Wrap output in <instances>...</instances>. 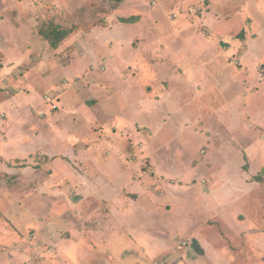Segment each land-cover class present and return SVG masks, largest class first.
I'll return each mask as SVG.
<instances>
[{
	"label": "rangeland",
	"instance_id": "obj_1",
	"mask_svg": "<svg viewBox=\"0 0 264 264\" xmlns=\"http://www.w3.org/2000/svg\"><path fill=\"white\" fill-rule=\"evenodd\" d=\"M239 8L242 0H0V264H59L57 254L83 238L96 264H185L191 252L194 264H209L221 249L233 264H264V44ZM257 19L264 25V9ZM52 25L70 31L57 47ZM145 100L156 113L147 122L172 111L168 126H125L123 115L134 123ZM94 151L104 159L120 152L155 189L158 160L190 178L170 181L187 189L177 209L159 182L160 239L146 238L162 246L157 256L131 243L134 232L126 241L110 227L107 200L79 195ZM210 185L213 196L194 206ZM222 197L226 210L217 211ZM198 227L210 240L190 236Z\"/></svg>",
	"mask_w": 264,
	"mask_h": 264
},
{
	"label": "crops",
	"instance_id": "obj_2",
	"mask_svg": "<svg viewBox=\"0 0 264 264\" xmlns=\"http://www.w3.org/2000/svg\"><path fill=\"white\" fill-rule=\"evenodd\" d=\"M242 4L244 5L243 9L239 8V10H234V11L239 12L238 17L242 16V20H244L247 24V30H248L249 21L253 20L254 25L252 24V26L251 25L249 26V28L251 29L250 33L254 34V35H258L259 33H261L259 36L260 41L258 40V43L261 42L262 44H264V40L262 39V36H264L263 35L264 25L257 24V22H256V21H258V19H257L258 12H261V10L264 9V0H258V3H257V0H254V2H252V0H242ZM254 6L257 10L256 15H255L254 10H253ZM126 23H129V22H126ZM250 23H252V22H250ZM27 25H29V23H27ZM27 30L30 32L29 29H27ZM36 38L37 37H35V39ZM36 40H38V38ZM35 43H36V41H35ZM243 88H244V85H243ZM246 88H249V86H247ZM243 91H244V89H243ZM166 93H168V91H165V94ZM165 94L162 97L163 99L166 96ZM49 99H47V100H49ZM145 102H144V104L142 103L143 105L140 104L141 105V111H134V115L131 116L132 118L135 119V120H133L134 123L132 122V124H131V121L127 120L126 117L123 115L122 120L125 123V126H127L128 128H131L132 125L133 126L135 125V123H139V124H141L142 127H147L148 129H151L152 131H154L157 128L163 129L164 126H168L170 124L169 123L170 122L169 121L170 120L169 115L172 114V111H166L169 113L168 115L164 114L165 111H160V112H163L162 113L163 115H161L158 122H156V126L152 125L150 122H147L148 119H153L154 111H150L151 108H150L149 102L147 103L146 100H145ZM153 104H156L158 107L161 105V103L159 101L155 102ZM131 112H133V111H131ZM155 112H157V111H155ZM145 113H146V119L147 120L146 119L141 120L139 118L140 115L145 114ZM212 113H214V112L212 111L211 114ZM215 113H216V111H215ZM219 113L220 114L218 116H216V119L220 116L221 119L223 120V118H225L226 115L223 113V111L219 112ZM155 114L156 113H154V115ZM206 128L210 129L209 127H206ZM210 138H212V137H210ZM221 147L224 148L223 146H221ZM249 148L250 147L248 144H244V146H242L243 156H242L241 161H243L245 159V157L247 158L248 155H246L245 152L247 150H249ZM208 153H209V151L207 152L206 155H208ZM206 155L204 156V158L206 157ZM202 158H203V156H202ZM101 159L103 161H101ZM158 162H161V161L158 160L156 163L157 167H156V173H155L156 176L155 177L158 178V183H156L157 189H155L153 185L152 186L149 185L148 178H146V179L143 178L144 182H146V183L142 182V176L145 175L144 173H140L139 176H137L136 174H133L134 171L132 170L131 166L128 165L127 162H125L122 159L120 152H117V154L114 155L113 157H110L108 159L107 158L104 159L103 156L95 155V151H94L92 161L89 162L91 164V168L90 169L86 168L87 170L83 169V172L82 173L80 172V174H79L80 183L78 184L79 187L77 189L79 192V195L84 197L83 200H86L85 197L87 195H89V196L91 195V197H92L91 199H94L95 202H97V199H100V200H98L99 202L103 201V199L107 200L108 204L111 206L110 207L111 213L114 212V214H116V219L115 218L110 219V221H111L109 223L110 227H114L115 229L117 227L122 228L125 234H126V232H127V234H129V233L131 234L134 232V239L132 240L131 243H135L136 245H140L141 246L140 249L144 253L151 251L153 254V257L160 254L161 251L163 250L162 246L159 249L153 250L155 245H157V243L155 242L156 244L154 243L155 244L154 245L151 242H147V240H146V238H148L149 235L155 236V238H157L159 235L155 234V232H158L160 230V227H161L160 224H162V222H161L162 217H161V214L159 212L161 209H165V208L162 207L160 201H161V196L163 194L166 195V192H164V191H162L163 193L161 192L162 185L159 182H161L163 185L167 186L170 184V181L175 182V179H173V178H181L182 180L190 179L188 177H183L182 174H180L179 176L168 174L165 171L164 166H161V168H159ZM223 162H224V164H225V162L228 163L225 160H223L222 163ZM161 163H163V162H161ZM205 164L208 168L213 169V171H214L212 180L213 179L218 180V175H216L218 172V169H216V167H214L216 164L211 163V161H209V160H206ZM172 165L166 164V166L168 168H170ZM209 165H210V167H209ZM212 165H213V167H212ZM172 168H174V167H172ZM222 170H225V169H222ZM222 174H224L223 171H222ZM223 177H224V175H223ZM81 181L84 184H82ZM181 185H183V183ZM181 185H176V184L171 185V186L169 185L170 187L168 189H170L171 191L168 190L167 195H172L171 197H173V199L171 201L176 200L177 194L182 193V192H184V193L187 192V189H185ZM178 186H180V187H178ZM176 188H179L180 191H177ZM207 188H208L207 190L204 189L200 193H196V196H197V194H199V196H197L198 200H197V198H194V200H195L194 206H196L195 204L198 203L197 201H200L199 199H201L202 195H204L206 193H210V195L213 196L211 193V191L214 189L213 185H210ZM232 192H236V191H232ZM232 192L230 194H227L228 198H226V202L232 201L234 199ZM220 200L221 201H217V203H216L218 206L216 208L217 211L218 210L219 211L226 210V209H222L223 205L220 206V204H223L224 198L222 197ZM211 205H212L211 203L209 204V202H205L204 207L207 209V211L208 210L212 211V209L210 208ZM244 205H245V203H244ZM132 206H134V207H132ZM197 206H198V204H197ZM259 206H256V207H259ZM174 208L175 209L178 208V205L176 204L175 201H174V205H173V209ZM171 209H172V207H171ZM198 209H199L198 213L200 214L202 207H200V208L198 207ZM168 211H170V210L168 209ZM174 211L175 210H173V212ZM177 212L180 213L181 210H178ZM85 213H87V212H85ZM142 222H144V225L140 224ZM148 225H150V227H152V232L151 231L149 232V230H146ZM234 225H235V223H234ZM136 228H139V229L144 228V230L143 231L142 230L137 231ZM201 228H204V227H200V228L198 227L196 231H194V232L192 231V233L190 232V236H193L192 234L197 233V238H199V236L202 235L207 240H210L207 237H205V234H204V232H206L207 230H204V229L200 230ZM202 231H204V232H202ZM230 231H231V229H230ZM116 232H117L116 235H120L122 233L121 230L116 231ZM127 234H126V241L129 240V238L127 237ZM139 235H141L143 238L139 239L137 237ZM120 238H123V240H124V237L121 236ZM120 238H119V241H120ZM158 238L160 239V237H158ZM161 240H163V239H161ZM199 240L200 239H198V241ZM201 240H200V242H201ZM93 241H95V240H93ZM184 242H185L184 246L187 245V241H185V240L180 241L179 244L183 245ZM73 243L74 244L71 247H68L65 249H62L61 243H56L57 250L62 249L63 251L60 252L59 254H57V257L54 259V261L59 262V264H96L95 261H97L96 259L98 257L97 256V249L92 248V252H88V249H89L88 246L91 245V242H88L89 245H87V242L83 238L82 241H80V242L73 241ZM96 244H97V242H96ZM214 245H216V244H214ZM215 249H216V247H215ZM217 250H218V248H217ZM218 251L222 254V256H220L221 258H219L215 262H210L209 264H233L232 261L230 260V254L228 253V251H225V249H221ZM195 259H197L196 255L193 254V252H191V254L189 255V258H186L184 263L185 264H194ZM61 260L63 261V263L61 262ZM40 264H51V262L50 263L49 262L44 263V261H43ZM108 264H112V263L110 262Z\"/></svg>",
	"mask_w": 264,
	"mask_h": 264
},
{
	"label": "trees",
	"instance_id": "obj_3",
	"mask_svg": "<svg viewBox=\"0 0 264 264\" xmlns=\"http://www.w3.org/2000/svg\"><path fill=\"white\" fill-rule=\"evenodd\" d=\"M137 20V17L136 16H131V17H128V18H123L122 21L124 22H129V23H132V22H135ZM70 31L68 30H64V29H58L57 27H53V25L50 27V31H49V35L47 36H52V41H51V44L54 46V47H57L59 45V43L64 39L66 38L68 35H69Z\"/></svg>",
	"mask_w": 264,
	"mask_h": 264
},
{
	"label": "built area",
	"instance_id": "obj_4",
	"mask_svg": "<svg viewBox=\"0 0 264 264\" xmlns=\"http://www.w3.org/2000/svg\"><path fill=\"white\" fill-rule=\"evenodd\" d=\"M53 107H54V108H56V107H57V105H53ZM184 244H185V242L183 243V245H184Z\"/></svg>",
	"mask_w": 264,
	"mask_h": 264
}]
</instances>
